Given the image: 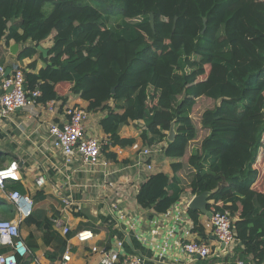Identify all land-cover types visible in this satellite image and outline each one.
I'll return each mask as SVG.
<instances>
[{
    "label": "trees",
    "instance_id": "16d2710c",
    "mask_svg": "<svg viewBox=\"0 0 264 264\" xmlns=\"http://www.w3.org/2000/svg\"><path fill=\"white\" fill-rule=\"evenodd\" d=\"M53 34L46 66L34 73L35 60L25 69L28 86L43 92L39 101L66 103L57 86H68L89 112H107L100 124L115 147L136 143L120 131L142 121L143 144L166 142L164 156L179 161L171 164L172 175H150L137 203L167 212L187 188L194 196L210 192L209 209L235 217V255L263 263L264 182L257 184L264 181L258 167L264 160V0H0V43L34 44L21 60L43 58L38 46ZM203 97L216 102L202 115L209 134L188 151L198 136L191 114ZM173 122L177 135L169 141ZM185 158L194 172L186 183L179 173ZM13 213L0 204V218ZM189 214L200 225L201 213ZM26 220L59 235L49 219Z\"/></svg>",
    "mask_w": 264,
    "mask_h": 264
},
{
    "label": "crops",
    "instance_id": "0c3cea01",
    "mask_svg": "<svg viewBox=\"0 0 264 264\" xmlns=\"http://www.w3.org/2000/svg\"><path fill=\"white\" fill-rule=\"evenodd\" d=\"M53 37L54 34L42 41L39 46L49 50L53 46ZM15 44L18 45V48L12 52L11 48ZM30 46H34L30 41L27 43H17L13 39L9 42L1 41L0 65L5 68V75L9 68L12 69L11 72L17 67L29 69V65L35 60H37V68L34 73H38L46 66L48 61L44 57L39 58L38 55L23 60L19 58L20 53ZM48 58L50 59L49 52ZM11 72L8 74L10 75ZM3 77L4 75L0 73V87ZM57 91L59 95L68 97V100L63 103L61 99H56L54 113H49L45 109L46 105L43 108V105L39 104L28 109H18L5 118L0 117V161L4 157L6 158L4 162L0 163L2 165L0 168L13 160H17L22 176L19 182L8 181L4 191L8 193L16 190L30 196L34 201L32 215L38 221L51 220L52 229L59 234L49 232L36 222L26 219L22 221L19 225L21 237L26 243L29 241L32 247L30 248L27 243L31 254L24 262L25 264L60 263L67 252L71 254L69 264H101L100 254L93 252L92 247H112L118 241L124 242L125 252L139 255L142 264H239V261L243 264H257L252 261L251 257L247 258V262L239 259L234 252L236 247L232 254L219 253L210 256L208 259H191L181 252L180 244L189 239L204 241L213 248L219 247L212 230L207 226L210 218L206 215L201 214L200 225L195 224L196 227L192 230L191 236H184L186 225L176 222L175 214L182 208L180 203L186 204L190 194L182 195L178 202L182 201L177 202L167 212L143 208L137 203L136 195L150 175L161 171L172 175V166H167L166 163L168 161L178 162L179 160L170 158L163 161L156 160L154 173H150L132 167L134 163L133 151L129 147L122 148L124 149L122 155H117L109 150L103 155L115 161L116 172L110 175L108 179H105L101 173L103 166L94 171H85L83 161L80 158L66 162L62 152L52 145L49 125L51 123L61 124L65 121L64 110L66 107L79 105L87 108L88 102L78 95L69 93V87L63 84L57 86ZM106 114L107 112L101 110L90 113L86 123L88 135L100 140L109 137L100 124ZM94 115L99 117L96 118ZM133 123L137 124V122ZM98 124L102 130L99 135L97 134ZM131 126L132 123L123 126L120 134L122 137H134L139 142L140 134L129 130ZM115 148L117 149L118 146ZM113 154L116 155L115 158ZM111 167L113 166H108V168ZM183 170H185V166L179 172L181 176H184ZM40 175H44L46 178V183L42 186L37 185L36 182ZM111 181L114 182V187L119 189L118 195L115 194L116 189L113 190V187L109 186ZM11 186H14L15 189ZM5 192L0 190V204L4 201L9 204L14 212V216L10 218L12 220L16 214L13 205L7 201ZM112 198L115 204H118L117 209H113L111 206ZM65 199L76 202L74 209L78 208V211L66 210ZM189 209L184 212L188 216ZM122 215L125 218H121ZM56 219L65 220V223L70 227L69 233L73 234L71 238L66 240L63 247H61V243L69 233L64 235L62 231L55 229L53 220ZM199 227L203 228L204 236ZM84 230H92L95 238L88 242H79L75 235ZM5 250L10 249L4 248L3 251ZM233 259H235L234 262H232Z\"/></svg>",
    "mask_w": 264,
    "mask_h": 264
},
{
    "label": "built area",
    "instance_id": "2783aa9c",
    "mask_svg": "<svg viewBox=\"0 0 264 264\" xmlns=\"http://www.w3.org/2000/svg\"><path fill=\"white\" fill-rule=\"evenodd\" d=\"M0 73L4 75L0 87L1 118L8 117L18 109H28L39 104H42L43 108L46 105L45 109L49 113H54L57 101L40 102L39 99L42 97L43 92L39 86H36L34 89L28 86L24 68L17 67L10 75L6 76L5 68L0 65ZM90 113L83 106L73 105L66 107L64 110L65 121L61 124L51 123L49 125L50 139L53 147L61 151L65 156L66 162L80 158L83 161L85 171H94L98 167L103 166L101 173H103L105 179H108L110 175L116 172L115 161L103 155L105 153L103 147L109 145L106 152L110 150L117 155H122L124 149L120 147L116 149L110 145L109 137L100 140L87 134L86 123L90 117ZM129 149L133 151L134 163L132 167L154 173L155 160L153 158L156 156V153L164 151V145L147 146L137 141ZM109 165L113 167L108 168ZM21 179L20 166L17 160H13L8 165L0 168V190L2 192H5L4 190L8 181L19 182ZM36 182L37 185L42 186L46 183V178L44 175H40ZM109 186L113 187V190L116 189V195L119 194V189L114 187L113 181L109 183ZM193 197L194 195L190 193V198L186 204L180 203L182 200L179 201L178 203L182 205V208L175 214L176 222L186 225L184 236H191L192 230L196 227L195 221L190 214L188 216L184 213L188 210L189 203ZM6 199L13 205L16 217L12 220L0 218V264H23L22 262H25L30 256L31 250L26 241L21 237L19 225L33 214L34 201L30 196L16 190L6 193ZM64 203L66 210L78 211V208L74 209L76 202L65 199ZM209 203L213 204L214 202L209 201ZM111 206L113 209L118 208V204H115L113 198ZM210 209L213 211V215L207 226L212 230V234L218 242L219 247L213 248L201 240H184L180 244L181 252L191 259H208L210 256L219 253L224 255L232 254L238 243L237 232L233 227L235 217L232 213L228 210L223 212L216 211L214 207ZM166 215H169V213H166ZM121 218L125 217L122 215ZM53 221L56 230L62 231L64 235L69 233L70 227L65 223V220L56 219ZM75 238L79 242H88L95 238V234L92 230H84L76 233ZM4 248L10 250L3 251ZM92 251L100 254L101 264H142V259L139 255L125 252L123 241H118L112 247L94 246L92 247ZM70 260L71 254L67 252L60 263L53 264H69ZM239 264H243V262L239 261Z\"/></svg>",
    "mask_w": 264,
    "mask_h": 264
},
{
    "label": "rangeland",
    "instance_id": "374dc122",
    "mask_svg": "<svg viewBox=\"0 0 264 264\" xmlns=\"http://www.w3.org/2000/svg\"><path fill=\"white\" fill-rule=\"evenodd\" d=\"M113 22H114V20H113ZM189 71H190V70H189ZM111 104L114 105L113 102H111ZM215 105H216V102L213 101V100L210 99V98L203 97V98H200V99L197 100V103H196L195 107L193 108V111H192L191 117H192V120H193L194 124H195L196 127H197V130H198V136H197V139H196L195 141H193V142L190 144V147L188 148V151H189V149H191V148H196V149H198L197 147L200 146L201 141L204 139L205 136H207V135L209 134V130L203 128L204 124H203V116H202V115H203V113H204L207 109L214 108ZM94 117L97 118V117H99V116H98V115H94ZM138 123H141V124L143 125V122H142V121H141V122H137V124H138ZM137 124L132 123V126L129 128V130H131L132 132H135V133L138 132L139 134H141L142 129H143V126H142V127H139ZM98 125H99V124H98ZM101 133H102V130H101V127H100V125H99V126H98V132H97V134L99 135V134H101ZM139 140H140L139 142H142L140 136H139ZM142 143H143V142H142ZM160 145H161V146H162V145L166 146L167 144H166V142H161ZM157 148H158V147H157ZM188 155H190L189 152H188ZM165 159L167 160V157L164 156V151H163V152L156 153V156H154V158H153V160H155V163H156V160H162V161H163V160H165ZM186 160H187V158L184 159L185 170L182 171V173H183V175H184V177H185L184 179H186V180H185V183H186V181H189V180H190V178H191V174L194 173V172H191V169H189V168L187 167ZM262 162H263V163L261 164V166L258 165L261 174L264 172V171H263V170H264V160H263ZM171 164H172L171 161H170V162L168 161V162L166 163L167 166H171ZM168 168H169V167H168ZM261 178H263V177H261ZM259 180H260V179H259ZM259 180H258V184H257V186H259L262 182H264V181H259ZM190 191H191V190H190V189L188 190V188H187L183 195H185V194H190V193H191ZM3 208H5V207L3 206Z\"/></svg>",
    "mask_w": 264,
    "mask_h": 264
},
{
    "label": "water",
    "instance_id": "95a60500",
    "mask_svg": "<svg viewBox=\"0 0 264 264\" xmlns=\"http://www.w3.org/2000/svg\"><path fill=\"white\" fill-rule=\"evenodd\" d=\"M154 14L152 13L151 14V18H150V23H151V26L152 28L154 29ZM177 21V17L174 19V24L176 23ZM206 23H207V20L204 19V24H205V27L202 31V33H204L207 29L206 27ZM176 28V25L173 26V29ZM18 48V45L15 44L12 48H11V51L12 52H15ZM38 49L43 53V57L45 58L46 61H49V58H48V52L49 50L48 49H44L43 47L39 46ZM11 68L7 69V72H11ZM6 73V76H8L9 74ZM113 93H115V88L112 90ZM176 130H175V123L173 122L172 125H171V128H170V131L168 133V140L169 141H174L175 138H176ZM210 192H204L202 194H199V195H195L193 197V199L191 200V202L189 203V208L190 209H193V210H198L201 214H204L206 215L207 217L211 218L212 215H213V211L211 209H209V201H208V198L210 196Z\"/></svg>",
    "mask_w": 264,
    "mask_h": 264
}]
</instances>
